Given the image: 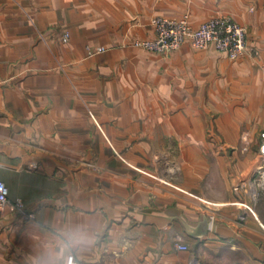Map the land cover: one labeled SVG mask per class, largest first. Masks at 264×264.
Segmentation results:
<instances>
[{"label": "crops", "instance_id": "0c3cea01", "mask_svg": "<svg viewBox=\"0 0 264 264\" xmlns=\"http://www.w3.org/2000/svg\"><path fill=\"white\" fill-rule=\"evenodd\" d=\"M184 13L246 54L134 46ZM262 140L264 0H0V264H264Z\"/></svg>", "mask_w": 264, "mask_h": 264}, {"label": "built area", "instance_id": "2783aa9c", "mask_svg": "<svg viewBox=\"0 0 264 264\" xmlns=\"http://www.w3.org/2000/svg\"><path fill=\"white\" fill-rule=\"evenodd\" d=\"M151 26L155 32L152 39H137L134 46L157 52H170L178 49L188 41L194 48L203 50L210 46L226 52L231 59H238L246 54V28L228 16H211L198 26H193L187 13L179 17L156 16L151 19ZM68 37L64 34V40ZM259 155L264 161V140L259 146ZM241 184L235 189L242 187ZM246 195L251 209L257 206L260 196H264V166L256 168L255 173L246 179ZM9 209L24 213L25 204L22 200H10L8 188L0 179V212ZM32 218L33 214L25 215ZM243 217V215H241ZM177 248L186 250L188 246L182 242ZM70 264H85L71 253L66 257ZM192 264H195L193 261Z\"/></svg>", "mask_w": 264, "mask_h": 264}, {"label": "clouds", "instance_id": "9594fccd", "mask_svg": "<svg viewBox=\"0 0 264 264\" xmlns=\"http://www.w3.org/2000/svg\"><path fill=\"white\" fill-rule=\"evenodd\" d=\"M74 235H75V241H79L80 240V235L79 234H75L74 233ZM65 264H70V262H65Z\"/></svg>", "mask_w": 264, "mask_h": 264}, {"label": "rangeland", "instance_id": "374dc122", "mask_svg": "<svg viewBox=\"0 0 264 264\" xmlns=\"http://www.w3.org/2000/svg\"><path fill=\"white\" fill-rule=\"evenodd\" d=\"M261 196H262V195H261ZM261 196H260V197H261ZM259 199H260V198H259ZM257 204H258V203H257Z\"/></svg>", "mask_w": 264, "mask_h": 264}]
</instances>
